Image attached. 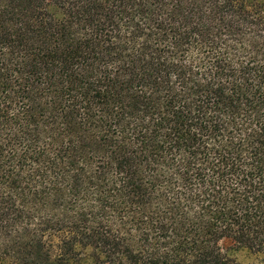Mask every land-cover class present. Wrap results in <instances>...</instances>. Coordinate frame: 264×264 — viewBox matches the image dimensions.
Masks as SVG:
<instances>
[{"label": "trees", "instance_id": "1", "mask_svg": "<svg viewBox=\"0 0 264 264\" xmlns=\"http://www.w3.org/2000/svg\"><path fill=\"white\" fill-rule=\"evenodd\" d=\"M0 264H264V0H0Z\"/></svg>", "mask_w": 264, "mask_h": 264}, {"label": "rangeland", "instance_id": "2", "mask_svg": "<svg viewBox=\"0 0 264 264\" xmlns=\"http://www.w3.org/2000/svg\"><path fill=\"white\" fill-rule=\"evenodd\" d=\"M239 258L240 260H243V261H249V257H247L244 253H240L239 255Z\"/></svg>", "mask_w": 264, "mask_h": 264}]
</instances>
